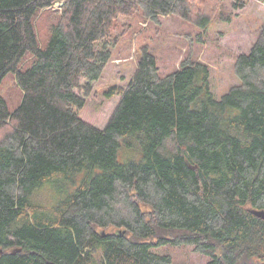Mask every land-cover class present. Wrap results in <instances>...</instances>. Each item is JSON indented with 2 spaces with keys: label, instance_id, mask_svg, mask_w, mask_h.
I'll list each match as a JSON object with an SVG mask.
<instances>
[{
  "label": "trees",
  "instance_id": "1",
  "mask_svg": "<svg viewBox=\"0 0 264 264\" xmlns=\"http://www.w3.org/2000/svg\"><path fill=\"white\" fill-rule=\"evenodd\" d=\"M226 1L0 0V87L14 74L24 92L14 112L0 95V264H173L152 252L165 246L264 264V24L221 99L199 59V33L231 19ZM134 16L180 18L189 49L163 75L142 46L99 129L86 98Z\"/></svg>",
  "mask_w": 264,
  "mask_h": 264
},
{
  "label": "rangeland",
  "instance_id": "2",
  "mask_svg": "<svg viewBox=\"0 0 264 264\" xmlns=\"http://www.w3.org/2000/svg\"><path fill=\"white\" fill-rule=\"evenodd\" d=\"M243 8H235L233 0H227L225 9L231 16L229 21H216L202 32L201 39L207 58L200 55V60L210 66V89L215 98L221 99L230 89L240 83L233 72L237 55L248 53L256 42L257 33L264 24V2L244 0ZM60 3L43 11L60 13ZM60 9V10H59ZM43 15L36 20L39 27ZM127 31L117 32L116 44L111 47L112 59L106 66L101 79L92 84L91 95L86 98L85 114L82 118L99 129H104L111 115L120 102L118 94L108 98L105 92L113 87H126L136 71L138 54L142 46L149 45L157 56L161 74H167L179 66L182 56L189 49L186 38L190 31L178 17L162 19L159 24L144 22L139 16L123 20ZM125 32V33H124ZM115 39V38H114ZM194 47V45H193ZM32 60L23 66L31 67ZM0 95L5 99L11 112L21 104L24 92L17 83L14 74H8L0 87ZM158 255L168 254L173 264H208L210 258L197 252L192 246H165L154 248Z\"/></svg>",
  "mask_w": 264,
  "mask_h": 264
},
{
  "label": "water",
  "instance_id": "3",
  "mask_svg": "<svg viewBox=\"0 0 264 264\" xmlns=\"http://www.w3.org/2000/svg\"><path fill=\"white\" fill-rule=\"evenodd\" d=\"M189 168L192 169V170H196L197 167H192L188 164ZM254 214L255 216H257L258 218L260 219H263L264 220V210H261V211H254Z\"/></svg>",
  "mask_w": 264,
  "mask_h": 264
}]
</instances>
